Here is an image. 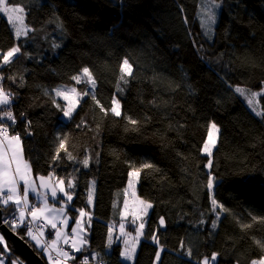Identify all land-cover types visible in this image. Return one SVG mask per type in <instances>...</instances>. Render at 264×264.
<instances>
[{
    "label": "trees",
    "instance_id": "1",
    "mask_svg": "<svg viewBox=\"0 0 264 264\" xmlns=\"http://www.w3.org/2000/svg\"><path fill=\"white\" fill-rule=\"evenodd\" d=\"M8 1L25 8L31 29L27 37L15 38L0 13V51L24 46L0 69V85L14 94L17 123L10 131L20 133L36 178L72 181L70 229L79 218L77 210L90 209L95 184L89 244L80 253L70 247L76 259L68 264H126L123 246L108 241L111 225L121 223L133 169L140 173L138 195L153 205L133 264H153L161 247V264H203L214 252L216 264L264 258V0H212L221 5L216 24L206 14L209 0ZM125 58L131 75L120 71ZM83 67L96 81V99L86 96L73 118L64 121L53 100L65 104L54 90H88L72 80ZM236 87L244 89L243 95ZM253 93L260 114L248 102ZM116 98L121 116L101 111V106L110 110ZM28 120L32 135L25 131ZM213 122L220 131L209 157L202 148ZM65 137L67 151L53 160ZM86 157L88 168L82 164ZM209 178L215 179L213 191L207 188ZM212 198L227 209L215 230ZM0 206L5 218L15 208ZM161 217L164 228L158 227ZM6 224L12 229L10 220ZM219 225L225 235L217 251ZM14 232L49 264L23 224ZM7 245L12 259L28 264L10 241Z\"/></svg>",
    "mask_w": 264,
    "mask_h": 264
},
{
    "label": "snow or ice",
    "instance_id": "2",
    "mask_svg": "<svg viewBox=\"0 0 264 264\" xmlns=\"http://www.w3.org/2000/svg\"><path fill=\"white\" fill-rule=\"evenodd\" d=\"M122 6V4H121ZM214 7L216 9H219L221 7L220 4H215ZM25 8L24 7H18L15 4H9L6 2V0H0V13H5L7 15L8 21L13 25L15 28V38L19 39L20 37H27L28 32L31 30L27 28L24 24L25 19ZM209 19L214 24L216 22V13L212 12L210 10V16ZM186 21V18H185ZM187 22V21H186ZM23 44H14L10 49L6 51V53L2 56V59H0V69H2L4 66H8L13 62V58L17 57L18 54L22 52ZM54 48H59V44H54ZM26 56L29 55V53H24ZM121 73H127V75L132 74V66L129 63V60L125 58L120 66ZM82 74L84 77H87V82L91 86V91L85 90L82 94L77 92V89L75 87L71 88H64L61 90L60 88L55 89V95L57 97H62L65 101H68V105L65 107H62L59 104H56L55 100H53V103L57 107L58 110L62 112V115L64 118H67L71 120L73 118L74 113L76 112V108L78 106V99L73 98V94H75L76 97H82V96H89L91 95L92 99L95 100V89H96V81L92 76V73L89 70V67H83ZM9 79H12L13 82H15V78L12 76H9ZM23 79V78H21ZM123 79V77H121ZM4 80V74L3 71H0V81ZM72 80L76 82V84L81 83V76L75 75L72 77ZM127 83V81H125ZM264 83V81H262ZM236 92L241 93L243 95L244 89L241 87H236ZM47 94V93H46ZM252 95H255L253 93ZM14 94L11 92L5 91V88L0 85V204L7 206L9 202H11L13 205H15V208L9 212L8 216L5 218L3 216H0V221H3L4 223H7L9 220L11 221V227L15 231L17 227H19L21 224L25 225L26 228V236L30 237L32 241H35V247L40 249L42 252H48V247L42 246L40 239L33 234L32 231V223L35 221H43L42 224H40L38 227L41 229V235H43L42 229L47 225L51 224V228L56 230L55 236L56 240L52 241V245H55L56 242L63 236L64 243H69V237L64 235V233L57 228V220L60 219V222L64 225H67V218L64 216L65 208L61 206L59 209H57L54 205L49 206V193L48 192H41L38 190L37 185L35 183V180L32 178V169L31 165L23 159L22 156V141H21V135L19 132H13V134H10V129H15V125L17 123L16 117L13 114V111L11 110L12 105V99ZM99 103V101H97ZM249 103L251 104V100H249ZM101 111H104L105 114H107V111H110L113 115L116 117L121 116V106L118 100L113 99V105L110 108V110H105L101 106ZM21 116H24V113L22 112L20 114ZM5 121H8L10 123H6ZM129 122L131 124H136L137 121L129 117ZM79 127V125H77ZM31 128V121H26V134L32 135V132L30 131ZM219 132V129L217 125L213 122L210 125V130L208 132L207 140L203 144L202 151L206 153L208 156L212 155V148H215L216 146V133ZM60 150L66 149V137L64 139H59V145L56 150V155L53 157V160L59 159V152ZM99 153H97V156ZM71 153H69V159H71ZM82 164L84 168L89 167V158H84L82 161ZM208 166L211 167V161H209ZM51 167V166H50ZM144 168H151V164H144ZM78 171V169H77ZM129 175V186L131 187L133 177L139 176V170L133 169L128 173ZM39 180L41 181L40 188L41 189H49L50 188V197L52 201H59L61 205H69L70 202L73 200L74 193L66 191L64 188V180L63 178L59 181V186L57 189V186H50L48 183L45 182V177L43 175L39 176ZM23 184V192L21 194L20 192V185ZM214 178H209L207 182V188L209 190L214 189ZM74 187L71 180L68 182V189H72ZM58 191L61 194L60 197H58ZM29 193H32L36 197V203H33L31 208L29 209ZM133 196H135V193L133 192ZM91 195L89 198V203H91ZM139 204L142 206L139 209V212L141 215H147V210L152 208L153 205L149 202H146L144 200H140ZM212 204V210L214 213H216L215 219L212 221L211 227L213 230L216 229L218 226V221L220 219V213L226 212L227 209L224 208L222 204H219L215 198H212L211 200ZM125 210H127L128 205L127 202H125ZM216 209H219V212H216ZM7 210V209H5ZM19 212L18 216V222L16 217V212ZM79 211V217L75 221V227L72 228V237H71V246L75 253H80L83 249V246L88 244L87 239V231L84 227V224L82 222L83 217L86 215V213L83 210H77ZM29 217H31L30 221L26 222L25 214ZM46 213L50 215H46ZM123 215V214H122ZM141 215H137L136 213H133V218L131 220L132 225H136V221L138 219H141ZM62 218V219H61ZM256 217H253V220H256ZM261 221L264 222V218H261ZM203 223V221H201ZM165 225L164 218L161 217L159 219V225L158 227H163ZM91 227L89 223V228ZM124 223L120 224L121 232L123 233L124 230ZM145 227V223H140L138 227L135 228L136 231V238L135 242L131 245L130 248L126 247L125 251L121 253V256L125 260H131L135 255V243L138 242L139 236L142 234V230ZM246 227H250V225H247ZM127 235H130L127 234ZM4 238L2 235H0V241H3ZM77 241L79 242V246L77 244ZM153 241L155 243H159L157 237L153 236ZM109 246L112 244V236H111V229H109ZM125 245L129 244L128 240L124 241ZM259 243V241H258ZM164 251V249L161 247L160 250L156 251L154 262L153 264H161V253ZM191 250L187 252V256L191 258ZM218 253H213L211 256L212 261H216L218 257ZM62 256L65 260L68 259H76L74 256H70V254L67 251L59 250L58 257ZM49 260L51 261V256H49ZM13 264L15 262L13 261ZM56 264H61L60 260L57 259ZM86 264V261H85ZM204 264H209V261L205 259ZM235 264H240L239 260L235 261ZM251 264H264V258H261L259 261L256 259L251 260Z\"/></svg>",
    "mask_w": 264,
    "mask_h": 264
},
{
    "label": "rangeland",
    "instance_id": "3",
    "mask_svg": "<svg viewBox=\"0 0 264 264\" xmlns=\"http://www.w3.org/2000/svg\"><path fill=\"white\" fill-rule=\"evenodd\" d=\"M210 1V4H211V2H212V0H209ZM6 2H8L9 3V1L8 0H6ZM214 3L215 4H217V2H214L213 1V3L211 4L212 5V7L209 5V7H207L206 6V10H207V8H208V10H207V12H206V14L207 15H209L210 16V10L212 11V12H215L216 13V20L218 19V17H219V12H218V10L216 9L215 10V8H213V5H214ZM10 4V3H9ZM11 5V4H10ZM213 8V9H212ZM4 14V16L7 18V15L5 14V13H3ZM24 16H25V14H24ZM205 20H206V22H208L207 21V19L205 18ZM209 21H210V19H209ZM24 24H25V26L27 27V25H26V22H25V19H24ZM216 24V23H215ZM12 25V24H11ZM215 26V25H214ZM12 27H13V25H12ZM28 28V27H27ZM13 29H14V32H15V28L13 27ZM5 53H2L1 51H0V59H2V56L4 55ZM126 75H127V73H125ZM81 83L80 84H85L86 85V87H88V90H91V86L88 84V82H87V77H84L83 76V74L81 73ZM71 87H74V86H60V87H58V88H60L61 90H63L64 88H71ZM76 89H77V87H75ZM77 92L78 93H81L78 89H77ZM82 94V93H81ZM54 95H55V91H54ZM55 97L56 98H58L59 100H61V101H63V103L65 104V106H67L68 105V101H65L62 97H57L56 95H55ZM86 96H82V97H76L75 96V94H73V98L74 99H78V101H79V103H78V106H77V108H76V110L79 108V106H80V104H81V101L85 98ZM115 100H118L117 98L115 99ZM249 100H251V106H252V109L256 112V113H258V114H260L261 113V111H260V107H259V104H258V100H257V96L255 95V96H251V97H249L248 98V102H249ZM119 101V100H118ZM121 106V105H120ZM62 119L64 120V121H68L69 119H67V118H64L63 117V115H62ZM217 125V124H216ZM217 127H218V129H219V126L217 125ZM219 131H220V129H219ZM216 146H215V148H212V155L211 156H209V157H212L213 156V153H214V151H215V149H216V147H217V144H218V138H219V132L218 133H216ZM204 153V152H203ZM205 155H207L206 153H204ZM22 156H23V159L25 160V161H27L26 160V158H25V154H24V150H23V146H22ZM208 156V155H207ZM28 162V161H27ZM208 168L210 169V167L208 166ZM32 169V168H31ZM32 178L35 180V183H36V185H37V188H38V190L40 191V189H39V187H38V183H37V178L35 177V175H34V173H33V171H32ZM139 177H140V173H139V176L138 177H133V178H131V180H132V184H131V187L129 186V183H128V186H127V189H126V193H125V202H127V205H128V208H127V210H125V207L123 206V212H122V220H121V223H124V225H125V227H124V230H123V233L121 232V228H120V224H117V223H114V224H112L111 225V236H112V244H114V243H119V244H121L122 246H123V251H125V249H126V247H128V248H130L131 247V245L133 244V242H135V238H136V231H135V228L136 227H138L139 226V224L140 223H145V219H146V217H147V215L149 214V212H150V209H148L147 210V215L145 216V215H141L140 214V212H139V209L142 207L140 204H139V201L140 200H143L139 195H138V184H139ZM52 179L54 180V182H55V184H56V186H57V189H58V186H59V181L60 180H58L56 177H54V176H52ZM130 180V179H129ZM214 181H215V179H214ZM64 188H65V190L66 191H69V192H72V189H68V185L67 184H65V182H64ZM214 186H215V183H214ZM214 190V189H213ZM212 190V191H213ZM94 191H95V184H93L92 185V190H91V192H90V195H91V203H89V205H90V209L89 210H83L85 213H86V215L83 217V220H82V222H83V224H84V227L86 228V229H88V231H87V239H88V244H89V236H90V228H89V223H90V225H92V221H93V217H94V212H93V210H94V206H95V197H94ZM20 192H21V194H22V192H23V184L21 183V185H20ZM133 192L135 193V196H133ZM73 197H74V195H73ZM89 198H90V196H89ZM145 201V200H144ZM49 206H55L57 209H59L61 206H63L64 208H65V213H64V216L67 218V225H64L63 223H61L60 222V219H58L56 222H57V228L58 229H60L63 233H64V235H66V236H68L69 237V243L68 244H65L64 243V238H63V236L56 242V244L55 245H52V241H51V245L52 246H56V245H58V242H62L60 245H59V249L58 250H54V249H52V248H50V246L49 245H47V243H49L48 241L49 240H51V239H49V233L47 232V230H44V229H42V231H43V235H41V230L39 231V233H40V235L39 236H37L39 239H40V242H41V245L42 246H44L45 245V247H48V252H45V256H46V258H47V261H48V263L49 264H56V261H57V259H59L60 260V262H61V264H68L69 262H70V260L71 259H68V260H65L62 256H59L58 257V252H59V250H64V251H67V249H68V251L67 252H69V254H70V256H74V254H73V252L70 250V247H72L71 246V237H72V228L73 227H75V225L70 229V231H69V227H70V224H71V221H72V218H71V216L69 215V213H68V210H67V207L69 206V205H57L56 203H53V202H51V197H49ZM72 202V201H71ZM70 202V203H71ZM125 202H124V205H125ZM147 202V201H146ZM33 203H36V197L32 194V193H29V209L31 208V206H32V204ZM13 204L11 203V202H9V204L7 205V206H12ZM15 206V205H14ZM133 213H136L137 215H141V219H138L137 221H136V225L134 226V225H132L131 224V220H132V218H133ZM46 215H50V214H48V213H46ZM17 216H19V212H17ZM16 216V217H17ZM26 218H28V215H27V213L25 214V219ZM31 218V217H30ZM80 218V217H79ZM62 219V218H61ZM37 222V221H36ZM6 224V223H5ZM146 224V223H145ZM7 225V224H6ZM48 225V227H49V229L51 228L50 226H51V224H47ZM47 227V228H48ZM144 230H145V227H144V229L142 230V234L139 236V239H138V242H136L135 243V250H137V247H138V245L140 244V242H141V240H142V238H143V236H144V234H143V232H144ZM218 241H217V248L221 245V241L223 240V237H224V235H225V227L223 226V225H219V228H218ZM130 233V235H127V234H129ZM0 235H2L3 236V234L0 232ZM3 238H4V240L3 241H0V244L4 247V250L7 252L6 254L3 252V250L0 248V264H7L8 263V259L10 260V263L9 264H13V261L15 262V264H23V262L22 261H20L19 259H12V258H14L13 257V255H9L11 252H10V249H9V247H8V245H7V241H6V238L3 236ZM31 239V238H30ZM125 240H128L129 241V244L128 245H125V243H124V241ZM33 243L35 244L36 242L35 241H33ZM44 245H43V244ZM77 244H78V246H79V242L77 241ZM88 244H86V245H84L83 246V249L82 250H84L87 246H88ZM47 245V246H46ZM44 253V252H43ZM217 253V252H216ZM7 255V256H6ZM49 256H51V261L49 260ZM12 259V260H11ZM208 261H209V264H216V262H217V260L216 261H212L211 260V258H208L207 259ZM126 264H128L127 262H125ZM203 264H204V262H203Z\"/></svg>",
    "mask_w": 264,
    "mask_h": 264
},
{
    "label": "water",
    "instance_id": "4",
    "mask_svg": "<svg viewBox=\"0 0 264 264\" xmlns=\"http://www.w3.org/2000/svg\"><path fill=\"white\" fill-rule=\"evenodd\" d=\"M45 182L50 186H56L54 181L49 177H45ZM38 187L41 184L39 177H37ZM41 192H48L50 197V188L49 189H41ZM61 194L58 191V197ZM0 216H3V210L0 206ZM0 232L6 238L7 241H10L16 250L23 256L28 264H47L45 260L33 249V247L22 237H20L17 233H15L8 225H6L3 221H0Z\"/></svg>",
    "mask_w": 264,
    "mask_h": 264
},
{
    "label": "crops",
    "instance_id": "5",
    "mask_svg": "<svg viewBox=\"0 0 264 264\" xmlns=\"http://www.w3.org/2000/svg\"><path fill=\"white\" fill-rule=\"evenodd\" d=\"M17 219H18V216H17ZM51 227V226H50ZM55 231L56 230H54V229H52V228H50L49 229V227L47 228V232L49 233V234H51L52 236H53V238L51 239V240H49L48 242L49 243H47V245H49L50 246V248H52V249H54V250H58L59 248V245L62 243V242H58V245H56V246H52L51 245V241H53V240H56V236H55ZM69 231H70V227H69ZM43 244V243H42ZM44 245V244H43ZM46 245V246H47ZM45 246V245H44ZM219 250V248L217 249V251ZM124 252V251H123ZM137 253V250H135V254ZM44 254H45V252H44ZM46 255V254H45ZM122 260L124 261V262H127L128 264H133L134 263V260H135V255H134V257L131 259V260H125L123 257H122Z\"/></svg>",
    "mask_w": 264,
    "mask_h": 264
},
{
    "label": "built area",
    "instance_id": "6",
    "mask_svg": "<svg viewBox=\"0 0 264 264\" xmlns=\"http://www.w3.org/2000/svg\"><path fill=\"white\" fill-rule=\"evenodd\" d=\"M10 134H12L11 133V131H10ZM31 220V218L28 216V218H26V222L27 221H30ZM17 222H18V219H17ZM43 223V221H35V222H33L32 223V225H31V227H32V231H33V234L34 235H36V236H39L40 235V233H39V231L41 230L38 226L40 225V224H42ZM25 226V225H24ZM47 227H48V225H46L43 229L44 230H47ZM26 229V228H25ZM67 251H68V249H67ZM69 253V252H68ZM86 263H89V264H91V262H89V261H86Z\"/></svg>",
    "mask_w": 264,
    "mask_h": 264
},
{
    "label": "bare ground",
    "instance_id": "7",
    "mask_svg": "<svg viewBox=\"0 0 264 264\" xmlns=\"http://www.w3.org/2000/svg\"><path fill=\"white\" fill-rule=\"evenodd\" d=\"M150 212H151V208H150ZM150 212H149V214H150ZM149 214L147 215V217H146V219H145V228H146V225H147V219H148V216H149ZM72 222V221H71ZM71 225V224H70ZM71 227V226H70ZM165 227V225L163 226V228ZM72 230V229H71ZM218 258V257H217Z\"/></svg>",
    "mask_w": 264,
    "mask_h": 264
}]
</instances>
